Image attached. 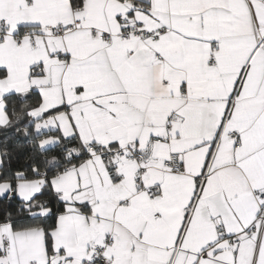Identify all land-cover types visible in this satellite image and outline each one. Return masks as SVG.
<instances>
[{"label":"snow or ice","instance_id":"snow-or-ice-1","mask_svg":"<svg viewBox=\"0 0 264 264\" xmlns=\"http://www.w3.org/2000/svg\"><path fill=\"white\" fill-rule=\"evenodd\" d=\"M0 145V264H264V0H0Z\"/></svg>","mask_w":264,"mask_h":264},{"label":"trees","instance_id":"trees-1","mask_svg":"<svg viewBox=\"0 0 264 264\" xmlns=\"http://www.w3.org/2000/svg\"><path fill=\"white\" fill-rule=\"evenodd\" d=\"M18 143L19 144H25L26 141L23 138L18 137L16 139L10 140L8 142V148H9V150L13 151L17 155L20 154V149L17 148V144ZM2 147H3V145H0V148H2ZM12 167L13 168L18 167V164H17V161L15 160V158L12 161ZM6 203H7L6 201L0 203V209H2ZM13 210H14V205H13Z\"/></svg>","mask_w":264,"mask_h":264}]
</instances>
